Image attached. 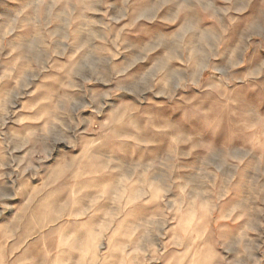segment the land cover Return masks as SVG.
Instances as JSON below:
<instances>
[{
  "label": "rangeland",
  "instance_id": "obj_1",
  "mask_svg": "<svg viewBox=\"0 0 264 264\" xmlns=\"http://www.w3.org/2000/svg\"><path fill=\"white\" fill-rule=\"evenodd\" d=\"M0 264H264V0H0Z\"/></svg>",
  "mask_w": 264,
  "mask_h": 264
}]
</instances>
